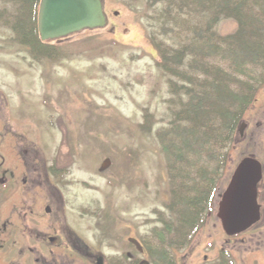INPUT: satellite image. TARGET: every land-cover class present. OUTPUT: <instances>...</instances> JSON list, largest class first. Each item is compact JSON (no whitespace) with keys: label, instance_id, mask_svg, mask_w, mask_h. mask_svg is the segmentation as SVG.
<instances>
[{"label":"rangeland","instance_id":"374dc122","mask_svg":"<svg viewBox=\"0 0 264 264\" xmlns=\"http://www.w3.org/2000/svg\"><path fill=\"white\" fill-rule=\"evenodd\" d=\"M179 1L104 0L107 26L56 41L64 57L55 61L33 60L14 33L0 24V161L10 165L11 156L25 144L31 164L28 187L22 173L11 194L30 193L29 215L22 220L36 257H41L38 245L30 237L40 217L47 221L42 225L45 232L53 234L49 219L58 216L60 235H77L105 254L120 250V259L127 257L120 264L147 259L132 238L151 240L165 221L174 228L180 225L168 208L171 182L163 149L173 141L174 129L184 127L178 122L180 100L188 96L173 91V83L178 90L186 85L162 68L153 40L174 51L199 42L210 13L197 10L190 0L180 11ZM170 13L176 23L165 22ZM237 27L235 21L223 20L216 32L226 36ZM147 114L150 123L143 128ZM242 121V136L236 135L226 150L215 208L191 240H185L178 253L181 264H264V181L259 184L263 217L257 226L236 240L227 236L217 217L218 203L240 161L252 156L264 169V87ZM55 162L66 169L59 179L60 196L47 170ZM48 204L51 214L45 212ZM7 259L1 255L0 264Z\"/></svg>","mask_w":264,"mask_h":264},{"label":"trees","instance_id":"16d2710c","mask_svg":"<svg viewBox=\"0 0 264 264\" xmlns=\"http://www.w3.org/2000/svg\"><path fill=\"white\" fill-rule=\"evenodd\" d=\"M184 1H179L178 10L186 7ZM190 1L197 10L210 13L204 29L199 31V42L193 41L174 51L153 40L161 55L162 68L186 85L178 90L173 83V91L178 96H188L187 100H180L183 110L178 122L184 127L174 129L173 141L164 144L163 149L171 182L168 208L180 224L176 233L187 239L189 232L213 210L219 181L225 174L226 150L239 134L243 116L264 87V0ZM40 2L0 0L3 4L0 24L14 33V40L29 50L33 60H59L64 57L61 45L43 41L39 34ZM172 15L164 14L165 22L176 23L177 17ZM223 20L235 21L236 32L219 35L216 26ZM210 60L225 62L227 67ZM148 115L143 128L149 126L151 115ZM203 155L205 159L200 158ZM199 161L202 163L197 165ZM163 224V228L154 229L151 240H144L156 264L172 263L165 252L179 243L178 239L170 238L172 223Z\"/></svg>","mask_w":264,"mask_h":264},{"label":"flooded vegetation","instance_id":"af4514ba","mask_svg":"<svg viewBox=\"0 0 264 264\" xmlns=\"http://www.w3.org/2000/svg\"><path fill=\"white\" fill-rule=\"evenodd\" d=\"M19 140L22 141L21 139ZM26 155L27 149L25 148V144H23L17 156L14 158L11 156L9 159L10 165L5 164V159L0 161V256L2 255L5 260L10 258L9 260L7 259L5 264H120V250L115 253L105 254L98 249H94L88 241L81 239L77 235H74L73 238H69L66 233L60 235V217L58 216L50 219L48 218L50 220V230L53 234L47 231L45 232L43 229L44 227L42 225L47 222L46 220L41 217L37 219H40L42 222L38 224L39 227L34 230V234L30 238L37 243L38 249L36 251L40 253L41 257L35 256L34 249L28 247L29 233L26 231V226L28 225H25L23 222V220L26 221L25 219L28 217L27 215H29L30 209L28 199L30 193L29 191H25L24 194H19V196L16 197L11 194V190L14 188L13 186H15L14 184L18 176L22 173L25 176L22 183L25 187H28L29 182L26 176H28L27 173L31 164ZM31 162L33 164L34 161L32 160ZM47 170L48 175L54 178L55 183L53 187L59 192L60 196L62 189L59 179L60 176L66 173V169L62 170L55 162L49 166ZM36 188L41 187L38 185ZM38 193L40 196H43L40 191H38ZM44 197L45 199L47 198L46 193H44ZM38 198L40 199V197ZM49 198L50 197H48V200ZM19 199L20 205L16 204ZM33 204L34 200H32L30 204L31 208ZM30 212L35 215L34 210ZM45 212L51 214V205L45 208ZM23 215L25 217H22ZM176 230L177 228L173 229L170 238L178 239L179 243H174L172 245L173 248H169L170 250L165 252L170 255V260H172V263L169 261L168 264H181L178 253L183 249L186 237L180 234L178 235ZM234 239L237 240L239 237ZM115 241H120V236ZM141 244L143 245V249H138L137 251L149 255L148 250L145 249V244H143V242H141ZM13 252H16L17 255L14 254V256ZM26 252H29V254ZM60 257L64 259H60ZM129 262L135 264L136 260L129 259ZM141 263L142 261L138 264ZM150 264L156 263L151 259ZM216 264L221 263L219 262Z\"/></svg>","mask_w":264,"mask_h":264},{"label":"water","instance_id":"95a60500","mask_svg":"<svg viewBox=\"0 0 264 264\" xmlns=\"http://www.w3.org/2000/svg\"><path fill=\"white\" fill-rule=\"evenodd\" d=\"M106 26L103 0H41L38 30L43 41L61 40L85 30ZM244 128L245 125H242L241 133ZM262 173V164L253 157L243 159L236 168L218 214L229 235L244 232L260 221L258 185ZM130 241L141 249L136 239Z\"/></svg>","mask_w":264,"mask_h":264}]
</instances>
